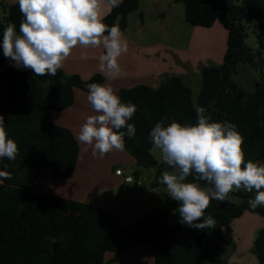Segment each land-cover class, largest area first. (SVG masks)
I'll list each match as a JSON object with an SVG mask.
<instances>
[{"label": "trees", "instance_id": "trees-1", "mask_svg": "<svg viewBox=\"0 0 264 264\" xmlns=\"http://www.w3.org/2000/svg\"><path fill=\"white\" fill-rule=\"evenodd\" d=\"M139 0H123L119 7L103 15L102 22L125 29L127 15L137 9ZM183 4L184 20L192 26L210 27L220 23L226 30L225 51L219 64L202 66L200 89L192 99L191 88L179 76H165L154 88L145 84L116 91L122 102L135 104L137 111L128 123L136 127L134 137L124 138V149L138 166H156L157 173L170 169L163 161L156 164L150 149L149 132L167 117L181 123L196 122V106L206 109L213 121H228L243 137L245 160L264 164V0H173ZM0 18V82L7 89L0 98V116L8 136L18 145L15 160L0 158V171L12 179L0 183V264H108L106 252L117 253L149 244L153 264H206L220 254L222 229L244 211L264 215V206L252 209L248 200L255 191L229 193L240 202L212 200L205 216L216 221L214 229L182 225L175 211L153 208L122 225L118 218L95 205L61 196L37 192V177L50 167L57 179L67 177L75 167L78 143L72 132L49 119L51 111H61L73 103V90L88 92L90 83H103L104 76L93 74L84 80L78 74L58 69L55 76H35L27 68L4 61L2 33L9 24H19L22 14L15 1ZM252 23L258 49L244 45L243 20ZM257 71L247 89L232 76L238 65ZM188 179H192L189 177ZM204 183V182H201ZM153 186V185H152ZM264 190V189H262ZM257 264H264V224L253 240ZM114 255L111 259H114Z\"/></svg>", "mask_w": 264, "mask_h": 264}, {"label": "clouds", "instance_id": "clouds-1", "mask_svg": "<svg viewBox=\"0 0 264 264\" xmlns=\"http://www.w3.org/2000/svg\"><path fill=\"white\" fill-rule=\"evenodd\" d=\"M22 20L19 31L9 24L2 33L6 58L18 68L30 69L35 76H55L76 47L101 48L98 70L108 79L121 75L119 57L128 50L120 29L102 22L98 0H16ZM109 9L123 0H107ZM87 101L93 114L80 126L77 140L103 157L123 151L124 138L134 137L136 127L128 123L137 111L125 103L112 87L102 83L87 85ZM196 122L181 123L167 117L149 132L153 153L172 171H164L160 183L177 202L180 223L197 229H214L216 221L205 216L212 200L224 202L229 193L243 189L255 191L248 200L252 209L264 206V164L245 160L243 137L234 124L213 121L206 109L196 106ZM0 116V158L15 160L18 145L8 136ZM192 177V179H188ZM12 179L0 171V183ZM204 182V183H201Z\"/></svg>", "mask_w": 264, "mask_h": 264}, {"label": "crops", "instance_id": "crops-1", "mask_svg": "<svg viewBox=\"0 0 264 264\" xmlns=\"http://www.w3.org/2000/svg\"><path fill=\"white\" fill-rule=\"evenodd\" d=\"M99 5L98 13L102 17L110 9L107 1ZM206 28L218 32L217 46L220 52L219 57L221 56L222 60L225 51L226 30H222L216 22ZM207 35L208 41L214 43L216 35L210 32ZM101 52L102 47L83 49L78 46L73 49L62 69L66 74L76 73L84 80L95 73H100L105 77L102 84L112 87L115 92L119 88L130 87L133 84H145L156 88L161 80L169 75H177L181 79L183 75L189 74L188 78L190 79L189 76L194 70L192 62L189 65L184 64L188 61L186 53L181 57L177 55V58L173 53V58L168 54L166 58H164L166 54L164 56L162 54V57L161 55H149L134 64L135 70L129 68L128 72H123L124 65H129L127 62L130 59H124L121 55L119 57L121 75L116 79H108L104 73L98 70V57ZM6 89L7 87L0 82V98L5 94ZM87 94L82 89L74 88L72 105L64 110L49 113V119L52 123L68 128L75 137L78 143L77 161L71 173L62 179L55 178L52 169L45 167L37 177V182L42 185L37 192L87 202L117 217L122 225H128L150 209L161 208L160 205L154 203L155 201H148L155 192L156 186L146 185L141 190L142 184L136 185L135 188L131 184L132 182H124L121 175L114 173L119 161L125 164L135 163L127 151H112L106 154L109 160L106 158L107 161L105 162L99 157V154L93 156L92 149L77 140L80 126L88 115L93 114L86 98ZM150 152L156 164L162 162L158 153ZM138 172L142 175L147 173L145 170H138ZM144 200L145 202H141ZM263 224L264 215L248 210L239 217L233 218L222 229V238L218 242L219 256L206 264H257L256 257L252 252V244ZM147 247L152 253L149 244H141L130 249L134 252L143 248L148 253ZM140 263L141 260L136 257L133 264Z\"/></svg>", "mask_w": 264, "mask_h": 264}, {"label": "rangeland", "instance_id": "rangeland-1", "mask_svg": "<svg viewBox=\"0 0 264 264\" xmlns=\"http://www.w3.org/2000/svg\"><path fill=\"white\" fill-rule=\"evenodd\" d=\"M105 1L107 0H98V3L100 4ZM13 2L14 0H0L1 19H3L5 15L4 9H6L5 7L7 4ZM126 20L127 24L125 29L120 31L123 38L127 40L128 50L126 53H123L122 56L124 59H130V61L127 62L129 65H124L123 72H128L129 68L135 70L134 64H137V62L147 58L149 55H161L162 57V54L163 56L166 54L164 57L166 58L168 54L173 58L174 53L177 58V55L181 57L186 53L188 61L184 62V64L189 65L192 62L194 70L191 76H189L190 79L188 78L189 74L183 75L181 79L183 83L191 88L192 99L195 100L200 89V68L202 66L217 64L221 61V56L219 57V47L217 46L218 32L213 29L209 30L206 27L192 26L187 23L183 17V4L181 2H173V0H139L137 9L131 11L127 15ZM257 20H259V18L242 21L245 31L243 42L244 45L251 50L258 49L257 40L252 31V23ZM216 23L222 30H225L220 23ZM209 32L216 35L217 41L215 40L214 43L208 41L207 34ZM225 42L226 39L224 40V47ZM261 54L264 57V49L261 50ZM4 61L5 64L9 65L12 63L13 66V61L9 58L4 57ZM118 62L120 65V59ZM257 71L258 70H254L246 64L240 63L236 74H234L232 78L241 86L250 89V84L252 80L256 78ZM83 91L87 92L86 90ZM124 151L126 150L124 149ZM107 156L108 155L105 154L103 157H99L106 162L109 160ZM117 163L118 167L124 171L123 175L132 177L133 181L131 184L135 188L136 181L142 184L141 190H143L146 185L150 187L156 186L155 192L148 201H155L154 203L160 205L163 209H171L172 198L166 192V185L160 183V178L164 171H172V169H163L160 173H157L156 166L142 167L135 163L125 164L120 161ZM138 170H145L147 173L142 175ZM229 201L238 203L241 199L237 196L229 195ZM141 202H145V200ZM113 255L115 258L111 259ZM136 257L141 260L140 264L153 263L152 253L149 248L148 253L143 250V248H139L134 252L129 248L117 253L106 252L104 256L108 264H133Z\"/></svg>", "mask_w": 264, "mask_h": 264}, {"label": "built area", "instance_id": "built-area-1", "mask_svg": "<svg viewBox=\"0 0 264 264\" xmlns=\"http://www.w3.org/2000/svg\"><path fill=\"white\" fill-rule=\"evenodd\" d=\"M114 173L115 174H118V175H121L123 177V181L124 182H132L133 181L131 176H129V175H123V172H122V170L119 167H116L114 169ZM135 184L137 186H140L141 185V183L139 181H136Z\"/></svg>", "mask_w": 264, "mask_h": 264}]
</instances>
